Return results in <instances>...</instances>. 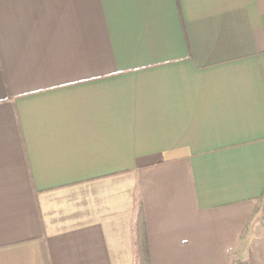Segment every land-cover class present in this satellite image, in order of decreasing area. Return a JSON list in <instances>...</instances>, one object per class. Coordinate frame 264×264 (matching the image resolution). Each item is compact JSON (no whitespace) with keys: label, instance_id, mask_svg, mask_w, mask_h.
Returning a JSON list of instances; mask_svg holds the SVG:
<instances>
[{"label":"crops","instance_id":"crops-1","mask_svg":"<svg viewBox=\"0 0 264 264\" xmlns=\"http://www.w3.org/2000/svg\"><path fill=\"white\" fill-rule=\"evenodd\" d=\"M141 204L264 264V0H0V264H137Z\"/></svg>","mask_w":264,"mask_h":264},{"label":"trees","instance_id":"trees-1","mask_svg":"<svg viewBox=\"0 0 264 264\" xmlns=\"http://www.w3.org/2000/svg\"><path fill=\"white\" fill-rule=\"evenodd\" d=\"M136 254L137 264H152L149 238L147 230V222L143 210L142 204L140 205L136 226ZM238 264H257V260L254 256L248 262H238Z\"/></svg>","mask_w":264,"mask_h":264},{"label":"rangeland","instance_id":"rangeland-1","mask_svg":"<svg viewBox=\"0 0 264 264\" xmlns=\"http://www.w3.org/2000/svg\"><path fill=\"white\" fill-rule=\"evenodd\" d=\"M263 224H264V223H263ZM261 227H262V225H260V229H262ZM249 235H250V234H249ZM249 235H248V236H249ZM246 239H247V237H246ZM246 239H245V241H244V244H242V246H241L242 249L245 248L244 245H245V242L247 241ZM254 257H255L256 260H257V264H263V263H262V258H261V256H260V254H257V255L254 256ZM245 262H248V261H245Z\"/></svg>","mask_w":264,"mask_h":264}]
</instances>
